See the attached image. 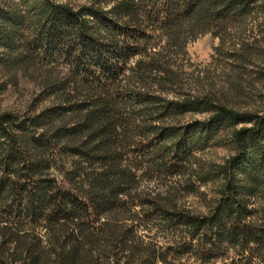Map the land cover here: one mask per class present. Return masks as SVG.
<instances>
[{
    "label": "trees",
    "instance_id": "16d2710c",
    "mask_svg": "<svg viewBox=\"0 0 264 264\" xmlns=\"http://www.w3.org/2000/svg\"><path fill=\"white\" fill-rule=\"evenodd\" d=\"M251 15L264 0L0 5V67L49 72L46 105L0 111V264H264V110L175 89L188 41Z\"/></svg>",
    "mask_w": 264,
    "mask_h": 264
},
{
    "label": "rangeland",
    "instance_id": "374dc122",
    "mask_svg": "<svg viewBox=\"0 0 264 264\" xmlns=\"http://www.w3.org/2000/svg\"><path fill=\"white\" fill-rule=\"evenodd\" d=\"M74 7L98 0H61ZM2 6H18V0H0ZM176 91L207 95L215 102L238 111L264 110V19L248 16L234 24L223 38L203 33L188 41L179 59ZM133 64V60L129 65ZM64 73L58 67L56 72ZM48 71L30 65L19 70L0 67V111L19 113L38 110L48 103L40 101L42 81ZM49 73V72H48ZM198 114L191 119H203ZM226 147L209 148L202 153L206 161L222 162L229 154ZM206 188V191H209Z\"/></svg>",
    "mask_w": 264,
    "mask_h": 264
}]
</instances>
